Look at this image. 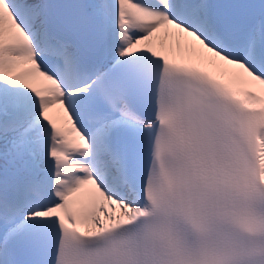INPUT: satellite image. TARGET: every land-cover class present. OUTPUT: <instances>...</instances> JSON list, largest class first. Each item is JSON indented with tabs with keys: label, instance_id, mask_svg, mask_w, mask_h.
<instances>
[{
	"label": "snow or ice",
	"instance_id": "1",
	"mask_svg": "<svg viewBox=\"0 0 264 264\" xmlns=\"http://www.w3.org/2000/svg\"><path fill=\"white\" fill-rule=\"evenodd\" d=\"M0 264H264V0H0Z\"/></svg>",
	"mask_w": 264,
	"mask_h": 264
},
{
	"label": "bare ground",
	"instance_id": "2",
	"mask_svg": "<svg viewBox=\"0 0 264 264\" xmlns=\"http://www.w3.org/2000/svg\"><path fill=\"white\" fill-rule=\"evenodd\" d=\"M35 86H41L42 85V82L37 80L34 82ZM53 111H57V109H54V110H50V115L52 114Z\"/></svg>",
	"mask_w": 264,
	"mask_h": 264
}]
</instances>
